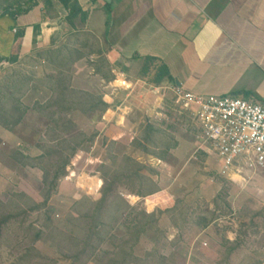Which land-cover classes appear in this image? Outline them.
Segmentation results:
<instances>
[{
    "label": "rangeland",
    "instance_id": "1",
    "mask_svg": "<svg viewBox=\"0 0 264 264\" xmlns=\"http://www.w3.org/2000/svg\"><path fill=\"white\" fill-rule=\"evenodd\" d=\"M40 55L0 74V125L24 113L0 147V264H264V170L222 174L171 83L148 71L107 115Z\"/></svg>",
    "mask_w": 264,
    "mask_h": 264
},
{
    "label": "crops",
    "instance_id": "2",
    "mask_svg": "<svg viewBox=\"0 0 264 264\" xmlns=\"http://www.w3.org/2000/svg\"><path fill=\"white\" fill-rule=\"evenodd\" d=\"M78 2L87 13L85 23L79 18L69 23L59 0H22L5 7L0 12V74L33 52L41 54L42 64L45 54L66 56L72 82L84 81L90 95L104 90L112 102L104 103L107 115L113 116L115 107L123 108L120 94L135 91L144 77L146 63L155 74L166 65L173 82H165L187 92L264 104V0ZM29 6L13 19L17 8ZM101 62L110 66V79L89 66ZM8 132L0 127V142Z\"/></svg>",
    "mask_w": 264,
    "mask_h": 264
},
{
    "label": "built area",
    "instance_id": "3",
    "mask_svg": "<svg viewBox=\"0 0 264 264\" xmlns=\"http://www.w3.org/2000/svg\"><path fill=\"white\" fill-rule=\"evenodd\" d=\"M16 31V30H14ZM179 104L195 120L204 151L213 153L222 174L264 170V104L243 98L197 95L173 85Z\"/></svg>",
    "mask_w": 264,
    "mask_h": 264
},
{
    "label": "trees",
    "instance_id": "4",
    "mask_svg": "<svg viewBox=\"0 0 264 264\" xmlns=\"http://www.w3.org/2000/svg\"><path fill=\"white\" fill-rule=\"evenodd\" d=\"M33 1V0H32ZM63 7L68 10V15L66 17V20L69 22V23H72L74 22V19H77L79 18L80 19V22L81 23H85L86 20H87V13L83 11L82 7L80 6L78 0H59ZM32 6H29L27 8H17V10L12 13L13 15V19L15 20L16 16H18L19 14H22L24 12H28L30 9H31ZM22 32L19 33L18 37L19 36H22ZM17 58L15 59H12V61H16ZM149 60V59H148ZM149 71V65L146 63V65L144 66V68L142 69V73L143 74H147ZM155 82L156 83H162L164 81H169V82H173V78L170 74V71L168 69V67L166 65H161L158 67V69L156 70V74H155ZM173 85H176L175 83H172ZM99 100V99H97ZM100 101V100H99ZM98 106H101L99 103H98ZM104 112L106 111V107H102ZM24 115V113H23ZM23 115L20 117V118H16L14 120V122L10 125V126H6V125H0V127H2L3 129H5L6 131H11L14 127H16ZM11 117H14V116H11ZM176 145H174L173 147H175ZM109 185V184H108ZM113 184H110V186H108L106 188V190L104 191L103 195H102V198L100 199V205L103 204L105 201H107V198H108V194L113 190V187H112ZM98 210H100L101 208H97ZM101 217V216H100ZM99 217V218H100ZM103 222L102 220L98 221L97 224L95 225V227H98V225H102ZM206 226V225H205Z\"/></svg>",
    "mask_w": 264,
    "mask_h": 264
},
{
    "label": "water",
    "instance_id": "5",
    "mask_svg": "<svg viewBox=\"0 0 264 264\" xmlns=\"http://www.w3.org/2000/svg\"><path fill=\"white\" fill-rule=\"evenodd\" d=\"M177 86H178V83H177ZM178 87H180V86H178Z\"/></svg>",
    "mask_w": 264,
    "mask_h": 264
}]
</instances>
